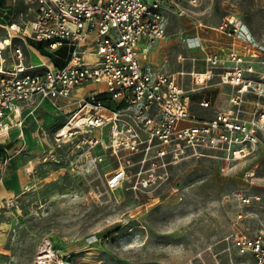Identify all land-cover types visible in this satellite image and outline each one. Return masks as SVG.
<instances>
[{
    "label": "rangeland",
    "instance_id": "obj_1",
    "mask_svg": "<svg viewBox=\"0 0 264 264\" xmlns=\"http://www.w3.org/2000/svg\"><path fill=\"white\" fill-rule=\"evenodd\" d=\"M161 2L167 29L155 65L185 72L177 79L192 113L210 118L228 105L233 87L220 82L219 70L212 79L192 76L207 64L201 51H189L183 40L199 24L215 27L237 18L264 44V0ZM180 8L186 14L180 16ZM254 55L262 71L264 52ZM46 60L33 49L35 64ZM103 87L90 84L81 92ZM202 100L211 107L202 108ZM47 109L45 115L37 109L22 127L14 120L0 133V148L11 143L0 157V264H255L232 247L231 238L253 233L264 220L260 148L239 162L210 149L177 161L156 157L154 148L80 149L68 139L59 143L54 134L71 114ZM122 166L127 178L109 189L108 178ZM253 171L254 177L247 175ZM241 193L260 199L243 205Z\"/></svg>",
    "mask_w": 264,
    "mask_h": 264
},
{
    "label": "built area",
    "instance_id": "obj_2",
    "mask_svg": "<svg viewBox=\"0 0 264 264\" xmlns=\"http://www.w3.org/2000/svg\"><path fill=\"white\" fill-rule=\"evenodd\" d=\"M211 28L231 41L216 48L198 35L185 37L188 49L201 51L207 64L190 74L211 79L219 70L220 82L231 85L233 93L214 117L199 118L177 79L185 72L163 71L150 59L167 29L161 0H0V133L14 120L22 127L47 105L71 114L54 134L59 143L68 139L80 149L138 153L154 148L156 157L172 161L210 149L239 162L260 148L264 160V68L258 70L254 55L264 52V44L237 18ZM30 39L64 64L55 65ZM32 49L47 60L35 64ZM260 62L264 65V58ZM90 84L105 87L81 92ZM210 104L200 102L203 108ZM64 126L70 130L60 136ZM95 129L101 133L82 136ZM127 176L125 166L116 169L108 188L117 189ZM260 179L264 186V175ZM238 199L251 205L260 197L241 193ZM231 239L239 254L264 264V220L253 233L241 231Z\"/></svg>",
    "mask_w": 264,
    "mask_h": 264
},
{
    "label": "crops",
    "instance_id": "obj_3",
    "mask_svg": "<svg viewBox=\"0 0 264 264\" xmlns=\"http://www.w3.org/2000/svg\"><path fill=\"white\" fill-rule=\"evenodd\" d=\"M202 25L204 26V28H200V26H202ZM202 25L201 24L197 25V28H198L197 31L195 33H192L190 36L198 35L201 39H203V41L205 40L206 44L211 45V46H215L216 48L224 47L225 44H227L228 42L231 41V38L229 36H227L226 34H223L222 32H220L216 29H212L210 26H206L204 24H202ZM161 41H162V39L158 40L155 43V45L153 46L151 53H150L151 62L154 64H156V62L154 60V56L156 54V49H157L158 44ZM184 46L187 47L186 44H184ZM187 49H188V47H187ZM204 70L205 69L203 68V69H200L198 71L202 72ZM171 73H175V72H171ZM199 105H200V103H199ZM212 108H213V106H212ZM217 110L218 109L214 110V114L212 117L215 116ZM46 111H48L47 107L43 106V109L40 111V114L45 115ZM212 117H210V118H212ZM43 120H42V122H43ZM45 122H46V119H45Z\"/></svg>",
    "mask_w": 264,
    "mask_h": 264
},
{
    "label": "trees",
    "instance_id": "obj_4",
    "mask_svg": "<svg viewBox=\"0 0 264 264\" xmlns=\"http://www.w3.org/2000/svg\"><path fill=\"white\" fill-rule=\"evenodd\" d=\"M29 43H30L33 47H35L37 50H39L40 53H41L42 55L52 57V58L54 59V64H55V65H57V66H61L62 64H64L63 61H61V60H59V59H57V58H54V56H53L51 53H49L48 51L44 50V48H43V46H42V43L35 42V41H33L32 39L29 40ZM60 53H62V51H60ZM42 109H43V106H41V107L37 110V112H38L39 110H42ZM48 112H49V111H46V113H48ZM33 120H34L33 117H32V116H29V117L25 120V122L33 121ZM28 123H29V122H28ZM10 145H11V143L7 144V145H6L5 147H3V148H0V157L2 156V154H3L4 151H8L7 147L10 146ZM2 151H3V152H2ZM4 153H5V152H4Z\"/></svg>",
    "mask_w": 264,
    "mask_h": 264
},
{
    "label": "bare ground",
    "instance_id": "obj_5",
    "mask_svg": "<svg viewBox=\"0 0 264 264\" xmlns=\"http://www.w3.org/2000/svg\"><path fill=\"white\" fill-rule=\"evenodd\" d=\"M32 51H33V49H32ZM42 63H39V64H42ZM68 130H70V127L69 126H64L63 129H62V132L60 133V136L66 135V133L68 132Z\"/></svg>",
    "mask_w": 264,
    "mask_h": 264
}]
</instances>
